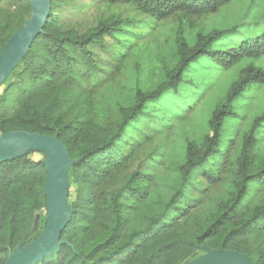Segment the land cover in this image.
Masks as SVG:
<instances>
[{"label": "trees", "instance_id": "1", "mask_svg": "<svg viewBox=\"0 0 264 264\" xmlns=\"http://www.w3.org/2000/svg\"><path fill=\"white\" fill-rule=\"evenodd\" d=\"M50 1L43 32L0 90V137L58 136L72 161L71 218L40 264H181L199 246L264 264V30L248 19L254 4L208 29L203 20L233 0ZM95 5L140 16L100 15L84 32L60 17ZM32 14L30 0L0 5V53ZM96 48H113L108 69ZM202 108L206 131L186 134ZM32 153L0 163V264L47 205L51 160Z\"/></svg>", "mask_w": 264, "mask_h": 264}, {"label": "water", "instance_id": "2", "mask_svg": "<svg viewBox=\"0 0 264 264\" xmlns=\"http://www.w3.org/2000/svg\"><path fill=\"white\" fill-rule=\"evenodd\" d=\"M33 14L30 20L6 43L0 53V83L24 58L35 38L43 32L50 16V0H30ZM18 56L11 61L13 52ZM43 150L49 155L50 173L45 186L47 195L48 224L44 234L23 251L10 255L4 264H36L57 252L61 236L70 221L67 206L69 168L72 165L69 151L58 136L38 132L13 130L0 137V163L29 150ZM211 250L208 256L191 264H255L245 253L237 250Z\"/></svg>", "mask_w": 264, "mask_h": 264}, {"label": "rangeland", "instance_id": "3", "mask_svg": "<svg viewBox=\"0 0 264 264\" xmlns=\"http://www.w3.org/2000/svg\"><path fill=\"white\" fill-rule=\"evenodd\" d=\"M13 1L14 0H0V5L4 7H8L13 4ZM81 2L88 3L90 2V0H81ZM251 4H254L252 10H256L255 13L257 14L255 15L254 13H252L248 17V19H250L251 21L257 20L259 22L257 26L258 30L263 31L264 30V19L262 18L261 14L264 12V0H233L230 5L222 8V11L220 14L212 15L208 18H205L203 20V26L208 29H212L218 26L232 24L239 19L241 20L242 18H247L245 15L246 8L247 6H250ZM113 9L114 10H110L106 6L95 5V6L90 7L88 11H86L80 17L75 16L71 14L70 12L64 13L63 10L60 12V17L61 19L63 17L66 18L65 19L66 21L72 23L76 28L80 29L81 32H84L100 15H104V14L108 15V14H111L112 12H115L116 14L122 13L124 16H127V15L128 16L134 15L135 17L140 16L138 12H136L135 10H132L128 6H117V7H114ZM72 13L74 12L72 11ZM177 21H178L177 19L171 20L168 22V25H162L159 28V32L156 35V39H159L160 41L163 42L168 37H170L169 35L171 34V32L169 31L168 27L175 26ZM106 39L109 45L113 44L114 42L113 39L109 37H106ZM95 53L97 55L98 63L101 66H103V68L108 69L110 64L113 62V57L111 55L113 54V48H106V49L96 48ZM259 64L264 65V60H261ZM21 68L22 66H21V63L19 62L16 69L20 70ZM11 73L4 80H7L8 77L11 75ZM4 80L0 83V90H2L3 84L6 82ZM10 80L11 81L13 80L12 76L10 77ZM227 85H228V81L225 80V81H222L217 88L212 89V91L208 94V96L205 97L207 106L209 107L211 106V104L217 98L219 90H221ZM206 119H207V109L202 108L199 110V112H197L194 115V118H192L190 126L188 128L187 127L184 128L183 131L186 134H189L190 136L191 135L192 136L202 135L206 131V128H207ZM47 157H49V155L45 151L38 150V149L33 150L32 158L34 160H37V161L45 160ZM68 184L69 186H68V193H67L68 198L67 199H69L70 193L73 194V190H74L72 183L70 181V178H69ZM198 200H199L198 203L200 204V206H202V204L205 203V199L203 197H200V199ZM206 202H208V199L206 200ZM48 217H49V214H48L47 208H43L42 210H40L36 214L35 222H34V225L31 231L25 236L22 242L15 248L13 252H11L10 255L23 251L26 248H28L30 245H32L34 243L33 237L37 233H40L43 235L46 230L47 224H48ZM211 250L213 249H210L205 246H199L194 251V253L188 259L184 260L181 264H191L192 262L200 258L208 256ZM214 251L218 252L219 250H214ZM51 255H49L48 257H50ZM36 264H40V262Z\"/></svg>", "mask_w": 264, "mask_h": 264}, {"label": "bare ground", "instance_id": "4", "mask_svg": "<svg viewBox=\"0 0 264 264\" xmlns=\"http://www.w3.org/2000/svg\"><path fill=\"white\" fill-rule=\"evenodd\" d=\"M19 52H20V49H19V48H17V49L13 52V54H12V56H11V61L14 60V59L18 56Z\"/></svg>", "mask_w": 264, "mask_h": 264}]
</instances>
